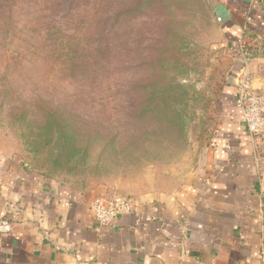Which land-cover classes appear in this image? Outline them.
<instances>
[{"label": "rangeland", "instance_id": "obj_1", "mask_svg": "<svg viewBox=\"0 0 264 264\" xmlns=\"http://www.w3.org/2000/svg\"><path fill=\"white\" fill-rule=\"evenodd\" d=\"M207 0H0V154L85 196L187 181L229 58Z\"/></svg>", "mask_w": 264, "mask_h": 264}, {"label": "crops", "instance_id": "obj_2", "mask_svg": "<svg viewBox=\"0 0 264 264\" xmlns=\"http://www.w3.org/2000/svg\"><path fill=\"white\" fill-rule=\"evenodd\" d=\"M207 1L231 67L187 181L135 195L131 213L98 226L93 197L0 154V218L14 234L0 235V264H264V129L250 136L234 99L242 73L264 96V0Z\"/></svg>", "mask_w": 264, "mask_h": 264}, {"label": "built area", "instance_id": "obj_3", "mask_svg": "<svg viewBox=\"0 0 264 264\" xmlns=\"http://www.w3.org/2000/svg\"><path fill=\"white\" fill-rule=\"evenodd\" d=\"M235 105L242 113L243 124L250 136L264 129V96L252 88L251 76L242 73L236 81ZM133 199L118 195H100L90 204L91 215L98 226H109L117 217L132 212ZM0 235H13L10 222L0 218Z\"/></svg>", "mask_w": 264, "mask_h": 264}, {"label": "trees", "instance_id": "obj_4", "mask_svg": "<svg viewBox=\"0 0 264 264\" xmlns=\"http://www.w3.org/2000/svg\"><path fill=\"white\" fill-rule=\"evenodd\" d=\"M254 39V37L247 34L243 35L240 39L239 51L245 58H250L257 51Z\"/></svg>", "mask_w": 264, "mask_h": 264}]
</instances>
